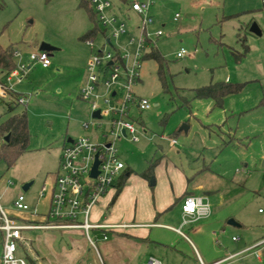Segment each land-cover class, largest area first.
I'll list each match as a JSON object with an SVG mask.
<instances>
[{"label":"rangeland","instance_id":"obj_1","mask_svg":"<svg viewBox=\"0 0 264 264\" xmlns=\"http://www.w3.org/2000/svg\"><path fill=\"white\" fill-rule=\"evenodd\" d=\"M80 1L0 0V48L13 46L16 50L20 74L10 85L25 99L16 103L0 98V126L11 114L27 109L31 134L27 149L13 165L0 158V204L11 217L48 212L50 190L47 188L42 196L40 192L58 172L68 137L103 140L102 134L110 131L108 118L97 125L89 102L80 94L89 74L87 63L104 42L101 23L93 48L83 38L95 22ZM111 1L122 7L118 22L128 30L118 39L117 47L133 57L137 43H130V38L138 33L135 28L140 17H128L121 0ZM151 13L152 42L141 51L139 79L132 87L135 97L147 99L151 108L131 107L139 139H116L119 157L137 175L159 159L153 175L156 184L150 185L149 179L152 193L176 187L184 175L190 191L207 195L212 211L220 213L221 224L216 227L211 218L181 227L199 250L200 241L209 250L215 245L237 243L233 236L240 242L264 231V0H153ZM253 23L260 27L261 35L250 31ZM157 30L162 31L158 37L154 35ZM39 42L56 48L49 51L48 67L30 60ZM152 45L165 59L163 79L158 73L159 63L145 57ZM182 49L185 54L178 57ZM107 50L114 52L111 46ZM29 63L31 69L19 80L23 73L20 65ZM216 82L244 85L239 92L227 95L222 105L213 98L196 97L197 88ZM120 96L124 97L125 91ZM92 99L102 103L100 96ZM85 122L90 123L88 128L83 126ZM183 125L188 129H181ZM5 137L0 134V148ZM109 139L114 141L110 132ZM28 182L32 184L25 191L23 186ZM21 193L30 206L28 210L14 206ZM137 194L138 213L147 205L142 203L144 191ZM180 208L177 203L160 214L157 222L179 227L183 220ZM229 219L241 226L228 224ZM222 226L233 232L222 231ZM149 228L152 241L137 246L139 258L155 256L162 264L197 263L189 240L164 225ZM90 233L97 249L82 228L25 230L32 251L21 248L17 255L32 264H110L105 243L116 249L113 241L117 238L108 233L106 240L103 236L100 240L95 230Z\"/></svg>","mask_w":264,"mask_h":264},{"label":"built area","instance_id":"obj_2","mask_svg":"<svg viewBox=\"0 0 264 264\" xmlns=\"http://www.w3.org/2000/svg\"><path fill=\"white\" fill-rule=\"evenodd\" d=\"M94 11L97 13L101 25L105 32L102 48L97 51L88 61V79L80 87L81 97L88 101L92 110H100V117H93L98 123L107 117L110 131L103 133V140H94L90 136H81L78 139H67L60 157L58 172L52 184L43 185L40 196L49 188L50 202L48 212L45 214V221L37 223L33 221L22 222L17 218L9 216L0 204V231L2 232V252L0 261L2 264H30L27 258L20 257L17 252L21 248L31 250L30 239L24 236L25 230L38 228H82L85 230L92 246L97 247L96 240L91 236L94 229H128L136 226L135 223L124 222L114 224L93 223L90 214L93 206L98 200L115 189L117 181L123 173L126 165L118 154L115 140L128 137L137 141V129L131 118V107L138 109H149L151 103L147 99L136 98L132 87L139 79V68L141 65V51L152 42L149 26L154 23L150 13L153 0H133L130 7L140 17L138 33L131 34L130 43H137V51L133 57L130 54H122L117 47L118 39L127 34L128 30L123 22H118V17L109 11L113 8L111 0H89ZM177 16L175 17V19ZM162 34L157 30L154 35L158 37ZM115 38L116 42L112 43ZM87 43L93 48V39H88ZM108 46L114 48V52L108 51ZM16 53V52H15ZM185 54L182 49L177 53L178 57ZM30 60L48 67L51 64L50 52L38 50L32 52ZM32 64H21L23 71L22 79L31 69ZM19 71L13 69L6 76L0 77V98H11L15 93L10 85L13 77L19 76ZM101 90L102 93H99ZM125 91V96L121 97L120 92ZM95 96L102 98V103L93 100ZM19 103H24V97L19 95ZM85 128L90 126L89 122L83 123ZM125 130V134L122 131ZM109 132L113 135L114 141L109 139ZM176 143V139H172ZM98 159V173L92 175L93 165ZM14 206L18 210L30 209L23 193L19 194L14 201ZM184 213V224L195 222L207 218L211 214V205L206 196L188 195L182 205ZM179 230V229H178ZM103 238H107V232H103ZM236 239V238H234ZM25 248V249H26ZM104 264V263H103ZM140 264H162L161 260L155 256H149ZM214 264H222L216 262Z\"/></svg>","mask_w":264,"mask_h":264},{"label":"crops","instance_id":"obj_3","mask_svg":"<svg viewBox=\"0 0 264 264\" xmlns=\"http://www.w3.org/2000/svg\"><path fill=\"white\" fill-rule=\"evenodd\" d=\"M121 3L125 6L128 17L130 16L129 14H134L139 19V15L135 11H133L130 7V3H131L130 0H121ZM121 9L122 7L120 6L117 7L113 5V8L109 11V13L112 15L114 14L118 17L117 14H119V11H121ZM150 13H151V9H150ZM135 30L136 32L138 31V25L135 28ZM41 43L40 42L37 43L36 50H33L32 52H36L40 50L39 47ZM68 139H72V138L68 137ZM129 170H130L129 167H125L123 171L128 175V177L124 185L122 186L113 205L108 207L113 196L116 193V188L111 189L108 193L103 195L98 200V202L93 206L90 214V220H92L93 223L114 224L120 222L122 223L130 222L136 224V226L128 229H116V230L94 229L97 232V238H100V240L101 237L103 236L104 231L107 232V234L112 233L117 238L115 241H113L116 245H118L116 249L105 243L108 252V259H109L108 261L110 264H128L129 262L132 261H135V264H140L146 258L141 259L138 257L139 255H138L137 246L140 244H148L152 241V239L150 238V228H149L150 226H161V225H164L166 228L171 229L172 231L182 235L184 238H186V240H189V242L193 245L195 249L194 252H195V257L197 259L196 264H214L216 262H221L222 264H264V231H261L259 233H252L251 236H248L247 239L241 240L240 242H238L239 238L234 239L236 237L233 236L232 240L237 243L228 244L225 245L224 247L223 245H218V247L217 245H215L210 250L207 249V247L203 244L202 241L199 242L201 245V250H199L197 245L194 243V241L188 239L187 235L184 234V232L181 229V227L184 225V213L182 210L183 201L185 197L188 195H199L206 197L207 195L196 194L195 192L190 191L188 182L185 180L184 175L182 176V178H184V181L179 183L176 187L171 185V188H166L164 191L161 192L155 191L154 193H152L149 190V179L140 176V174L138 175L132 173L129 174ZM56 174L57 172L54 173L53 179L51 180L50 184L53 183ZM172 176H173L172 181H174L173 173ZM177 178L179 177L177 176ZM139 190H142L145 193V197L143 198L144 200L142 201V203L146 201L147 208L141 209L137 213L138 205H139L137 193ZM48 199L49 200L47 204L49 206L50 195ZM177 203L180 204L181 207L180 209L183 218L179 227L168 224H161L157 222V219L159 218L160 214L166 213L168 209H170L173 206L175 207ZM137 217H139L138 220H136ZM220 217H221L220 213L217 210L212 211L211 209V214L204 219L213 218L212 224L213 225L217 224L216 227H218L222 221ZM14 218H17L19 221L22 222L33 221L37 223H42L45 221L44 214H38L37 216H21V217L17 216ZM229 221L228 224H231L229 223ZM231 225L241 226L237 222L236 224H231ZM221 230L225 232H227V230H230L231 232H233L232 229H227V227L225 226H222ZM0 233H1L0 240L2 243V232L0 231ZM124 233L128 234L129 236H124L123 235ZM133 237H135V239ZM136 237L140 238V240H136ZM106 239L102 237V240H106ZM109 248L111 251H109ZM0 264H2L1 261Z\"/></svg>","mask_w":264,"mask_h":264},{"label":"trees","instance_id":"obj_4","mask_svg":"<svg viewBox=\"0 0 264 264\" xmlns=\"http://www.w3.org/2000/svg\"><path fill=\"white\" fill-rule=\"evenodd\" d=\"M80 5L86 9L88 12L90 19L95 22V25L92 29L88 30V32L84 35V39H93L97 31L100 29V20L98 18L97 13L94 11L89 0H81ZM101 25V24H100ZM105 32V29L102 33ZM151 44V42H150ZM245 45V44H244ZM246 49L248 46L245 45ZM15 48L10 46L8 48H0V69L2 70V75L10 73L13 69L16 68L15 64ZM145 57H150L155 59L159 63V76L161 79L164 78V64L165 59L159 53L157 48L153 45L151 46L150 52L146 53ZM243 83H233V82H216L210 83L209 85L202 86L196 89V97L199 98H213L218 105L223 104V100L227 95L235 94L239 92ZM19 93L15 91V93L11 97L12 102H18ZM13 106L9 104V108L11 109ZM0 134L7 135L9 134V140L5 141L0 148V158H4L7 160L9 166L13 165L19 155H21L28 147L30 141V131L28 127V115L27 109L19 112L11 114L0 126ZM159 163V159L152 160L150 164L147 166L145 170L140 172V176L151 179L154 175V170L157 164ZM132 170H129V174L132 173ZM128 175L123 172L119 177L116 185V193L113 196L108 207L112 206L115 202L122 186L124 185ZM124 236H129L124 233ZM132 237V236H131ZM135 239V237H133ZM136 240H140V238L136 237ZM32 264V263H30Z\"/></svg>","mask_w":264,"mask_h":264},{"label":"water","instance_id":"obj_5","mask_svg":"<svg viewBox=\"0 0 264 264\" xmlns=\"http://www.w3.org/2000/svg\"><path fill=\"white\" fill-rule=\"evenodd\" d=\"M250 31L253 32V33H255V34H258V35H261V34H262V31H261L260 27H259L256 23H253V24L251 25V27H250ZM39 49H40V50H46V51H52V50H55L56 48L53 47L51 44H49V43H47V42H42V43L40 44ZM92 116H93V117H97V118H99V117H100V110H95V111L92 113ZM181 129L187 130V129H188V126H187V125H183V126L181 127ZM122 133L125 134V130H123ZM9 136H10L9 134L6 135V137H5V140H6V141L9 140ZM69 140H71V139H69ZM98 163H99V160L96 159V160H95V163H94V165H93V169H92V175H93V176H96L97 173H98V169H97V167H98ZM155 182H156V181H155V178L152 177V178H151V181H150V185H152V186L155 185ZM31 184H32V182H28V183L24 184L23 189H24L25 191L28 190L29 187L31 186ZM229 223H231V224H236V222H235L233 219H230Z\"/></svg>","mask_w":264,"mask_h":264}]
</instances>
